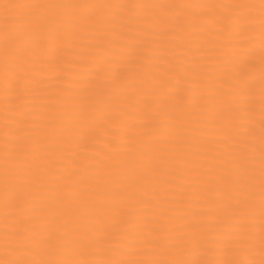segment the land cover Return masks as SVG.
Segmentation results:
<instances>
[{"label":"snow or ice","instance_id":"snow-or-ice-1","mask_svg":"<svg viewBox=\"0 0 264 264\" xmlns=\"http://www.w3.org/2000/svg\"><path fill=\"white\" fill-rule=\"evenodd\" d=\"M0 264H264V0H0Z\"/></svg>","mask_w":264,"mask_h":264}]
</instances>
